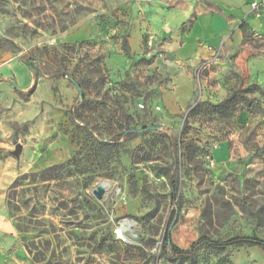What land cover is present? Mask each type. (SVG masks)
Returning <instances> with one entry per match:
<instances>
[{
    "label": "rangeland",
    "instance_id": "obj_1",
    "mask_svg": "<svg viewBox=\"0 0 264 264\" xmlns=\"http://www.w3.org/2000/svg\"><path fill=\"white\" fill-rule=\"evenodd\" d=\"M188 9L220 10L0 0V264H173L160 256L169 219L181 249L264 241V69L236 66L231 42L178 63L191 19L173 20ZM244 32L263 57L264 37ZM181 264H264V253L199 247Z\"/></svg>",
    "mask_w": 264,
    "mask_h": 264
},
{
    "label": "crops",
    "instance_id": "obj_2",
    "mask_svg": "<svg viewBox=\"0 0 264 264\" xmlns=\"http://www.w3.org/2000/svg\"><path fill=\"white\" fill-rule=\"evenodd\" d=\"M209 1L220 9L219 12L191 19L192 14L188 9L174 17L175 26L191 19L181 45L174 50L178 63L195 66L200 60L208 58L207 47L221 49L231 42L237 52L236 66L249 67L253 72L264 69V55L261 58H254V53L246 47L247 44H244L243 37L244 30L248 28L250 32H256L264 37V0ZM252 3H257L256 10L252 9ZM225 16L231 18L227 20Z\"/></svg>",
    "mask_w": 264,
    "mask_h": 264
},
{
    "label": "trees",
    "instance_id": "obj_3",
    "mask_svg": "<svg viewBox=\"0 0 264 264\" xmlns=\"http://www.w3.org/2000/svg\"><path fill=\"white\" fill-rule=\"evenodd\" d=\"M242 29L244 28L243 25H241ZM244 30V29H243ZM245 33L243 34V37H245ZM123 48L125 52L129 51V48L124 42ZM177 144L174 143V146ZM172 194L173 198L176 196V186L172 184ZM172 225V219H169L167 222L163 235L161 238L162 246H161V253L160 256L168 261H170L173 264H181L184 262H191L193 259V256L196 252V250L199 247H205L207 249H211L213 251H223L227 248H258L261 252L264 253V241L255 238V237H233L224 241H214L209 238L201 237L197 239L195 242H193L189 248L187 249H181L174 245L171 241L170 236V229Z\"/></svg>",
    "mask_w": 264,
    "mask_h": 264
},
{
    "label": "water",
    "instance_id": "obj_4",
    "mask_svg": "<svg viewBox=\"0 0 264 264\" xmlns=\"http://www.w3.org/2000/svg\"><path fill=\"white\" fill-rule=\"evenodd\" d=\"M20 150H21V146L20 145H17L16 146V149H15V152H14V155L17 156L19 153H20ZM104 193V189L102 186L98 185L96 187V190L93 191V194L94 196L97 198V199H100L102 197Z\"/></svg>",
    "mask_w": 264,
    "mask_h": 264
},
{
    "label": "built area",
    "instance_id": "obj_5",
    "mask_svg": "<svg viewBox=\"0 0 264 264\" xmlns=\"http://www.w3.org/2000/svg\"><path fill=\"white\" fill-rule=\"evenodd\" d=\"M251 7H252L253 10H256L257 3H252V4H251ZM256 35H257V34H256ZM257 36H258V35H257Z\"/></svg>",
    "mask_w": 264,
    "mask_h": 264
}]
</instances>
